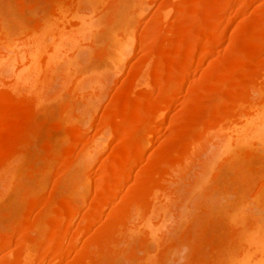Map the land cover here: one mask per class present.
<instances>
[{"label":"bare ground","instance_id":"1","mask_svg":"<svg viewBox=\"0 0 264 264\" xmlns=\"http://www.w3.org/2000/svg\"><path fill=\"white\" fill-rule=\"evenodd\" d=\"M15 1L0 0V264H154L179 234L198 264H264V181L252 189L241 168L258 151L264 160V0H154L139 58L92 134L64 97L67 80L51 90L59 65L94 53L98 27L132 0ZM239 16L247 20L223 47ZM123 51L115 68L127 60ZM210 56L215 67L205 71ZM103 92L98 85L90 97ZM58 96L55 116L48 102ZM54 131L70 140L58 142ZM224 169L250 185L255 209L232 212L248 189L233 175L244 193L231 191L229 212L217 203Z\"/></svg>","mask_w":264,"mask_h":264},{"label":"rangeland","instance_id":"2","mask_svg":"<svg viewBox=\"0 0 264 264\" xmlns=\"http://www.w3.org/2000/svg\"><path fill=\"white\" fill-rule=\"evenodd\" d=\"M11 1H13V0H10V3H11ZM126 1H128V0H126ZM135 1L136 0H132L131 2L129 1L131 4L130 3L128 4V2H127V3H125L124 6L121 7L122 9H124L125 6H127V4L130 5L131 8H129V6H127V8H126L127 10H122L120 8V10H121L120 13L121 14L118 15L117 18H115V21L113 20L114 23L111 21L113 23L111 26H107L111 22L108 20L109 23L107 24L108 21L106 19L105 22H103L98 27V32H99V35H98L99 42L97 44L98 49L94 53H92L90 55L89 54L84 55V52L83 53H80L75 59H72V61L70 63H68L67 65H61V66L59 65V68H58V71L59 72L58 73H59L60 76L56 79V81L54 83V86H53V89L51 90V93L52 94H55L56 91H57V89L60 88L61 82L63 80L64 81L67 80V88H66V92H64V95H65L64 97H69V98L72 99V101L74 100L73 102H76V104L74 103L75 104V107L78 106L79 110H77L73 114L74 115L79 114V117L81 119L76 116V118L78 120L80 119L81 122L86 123V124H89V126L92 125L91 127H88L89 128L88 131L90 132V134H92L94 132V130L96 128L95 126H96V124L98 122L97 120L102 116V112L104 111V109L109 104V101L111 100L112 95L117 90V88L120 85H122L123 82L126 80V75H127L126 74L127 73L126 71L129 72V70L131 69L132 65L139 58V52H140V50H139L140 49V44L139 43L141 41L140 38H142L143 30L146 27V25L149 23V21H151L153 14H155V12L157 11V5H156V2L154 0L153 1H151V0L150 1L149 0H145V1H147V3L146 2L144 3V0L142 1L143 3L138 0L139 2L136 1V2H138L136 4L133 3ZM132 6H133V8H132ZM12 7H13V9H15V8H17V5L16 4H13ZM13 9H12V11H13ZM128 9L129 10L132 9V10L129 11ZM135 10H136V13H138V12H140V13L136 14L135 13ZM122 11L123 12L126 11L125 14H123ZM127 11H129V12H127ZM171 15H170L169 18H170V20H172V22H174L175 21L174 20L175 18H173ZM245 16L244 17L241 16V18L239 16L236 20H234L232 23L229 24L230 26L228 25L229 27L227 26V28L228 29L230 28V29L227 30L226 35L222 39V42H223L222 43V46L223 47H224V45H226L225 43L227 42V38H228V35L230 33V30L232 31V29L234 28V26H236V24L239 21L242 22V20H244V21L247 20V18H245ZM119 40L121 41L120 42L121 44L119 45L120 46L119 52L125 50L126 52L125 51H123V52H125V54H126L125 57L127 58V60L125 62H123L118 68H115L114 67L113 59H114L115 56L116 57L118 56L119 52L118 53H116V52L112 53V56L109 59H104L103 56H104V54L107 51L109 52L110 49L114 50L115 49V43H116V41H119ZM220 49H221L220 52H222L224 48L223 49L220 48ZM212 52H215V51L213 50ZM211 58H212L211 56L209 58H207L208 60L205 61V65L203 64L205 67L202 66V67H204V69L206 68L205 71H208V70L210 71V70L214 69V67H215V64L209 63L211 61L210 60ZM207 63L209 65H207ZM201 72H202V70H201ZM190 78L191 77L188 76L189 81H190ZM188 82L186 83L187 86H188ZM98 85H100V88L101 89L102 88L104 89V92L101 95L100 100H93L90 96H91L92 93H94V92H96L98 90ZM184 89L187 90L186 87ZM154 91H155V89H154ZM87 94H90L89 97H86ZM17 98L19 99L21 97L20 96H17L16 99ZM61 99H62V97L60 98V96H58V97H56V98H54V99H52L51 101L48 102V104L51 102L50 105H51V107L53 106L52 109H53V112H54L53 114L55 116H59L60 115V113H59L60 112V109L59 108L61 107V105L59 106V102L61 101ZM54 109L55 110L58 109L59 111L57 110V112H56V111H54ZM82 111H83V113H82ZM76 121L77 120L73 121V122H75L74 124L75 125L76 124H79V122L77 121L78 122L77 123ZM83 123H80V125H83ZM84 126H85V124H84ZM165 130L166 129H164V132H165ZM169 130H171V129H169ZM167 131H168V129H167ZM54 132H56V131H54ZM95 132H96V130H95ZM55 134H56L55 136L58 135L55 138L57 139V141L59 140L61 143L70 140V136L67 133H64V134L61 133L60 134L59 132H56ZM164 134L166 135V133H162V135H164ZM154 144L156 145L157 142H154L153 141V143L150 144L151 146L148 147V149H149L148 150V153L150 152V150H153V148L156 147ZM153 146H155V147H153ZM108 150H109V148H108ZM260 153L261 152L258 151L257 153L250 154L249 155L250 157L247 156L249 158L246 157L247 159L243 160L242 161V164H241L242 165L241 168L243 167V168H245L244 171L245 170L247 171L244 176L252 179V181L254 179V182H251L250 185L253 183V185L256 186V187H254L252 185L251 186L249 185L254 190H256V188H259L258 186H260L262 184V182L264 181V160L260 159ZM105 155L106 154L104 153L101 156L97 157L98 159H96V161H94V163L91 165V166H93L91 168L92 171L90 169L89 170L91 171V174L92 175L97 172V168H99V166H100L99 164H101L100 162H102V160L104 159V156ZM230 170L233 171L232 169H230ZM230 170H228V169L225 170L224 169L225 173H224V171L222 173V176L224 174L227 175L226 180L223 179V177H220L221 180L222 179L224 180L223 181V184L225 186H223L220 183L221 181L219 180L220 181L219 182L220 183L219 186L222 185L220 187H223V188H221V190L226 187L227 189L225 188V190H227V191L225 192L224 190H222V191L225 192V194H221L220 192L218 193V191H216L217 193H215V195H214V197L216 196L217 198H219L218 196H220V199L215 198V200L216 201L217 200L218 201L220 200V203L219 204L224 209L226 208L225 206H228L229 202L233 203V200L237 196V195H234L235 192L232 194L231 191L237 190V191L240 192V191H242L241 189L246 186V185H244V183H241V185L243 184L244 187H240L241 188L240 190L237 189V187H239V185H240L238 183L242 182V181H240L241 180L240 179L241 176L240 175H236L235 176L232 172H230ZM91 174H90V176H91ZM226 175H224V178H225ZM231 175L235 176L234 178H236V177L239 178V179H236V181H237L236 183L238 185H237V187L235 189H233V186L235 184V181H234L235 179ZM49 176L50 177H48L46 179V181H44L45 183L44 182L42 183V184L45 185V187H44V185H41V184L39 186L36 185V184L35 185L33 184V186H36L35 187L36 189L35 188L34 189L35 190L41 189L40 192L41 191L43 192V190H45V192H46V190L51 189V187L53 186L54 182L56 181L57 175L54 172H52V174L49 175ZM54 176H56V177H54ZM92 177H94V175L91 176V178ZM238 181H240V182H238ZM91 184H88L87 186H89V187L88 188H85L83 190V193L84 192L86 193V191L88 192V194L86 193V196L88 195L87 197L84 195V197L87 200L88 199L90 200L91 194H92V191H93V186ZM41 186L44 187V188L42 187L43 190H42V188H40ZM62 187H64V186H62ZM89 191H90L91 194L89 193ZM247 191L248 192H251L252 190L249 189V188L248 189H245L246 195L245 194L242 195L243 196V200L245 199L244 200L245 202L240 199L242 201V203L244 202L243 205L240 202L239 198H236V200H235V201H237V199H238V202H240L241 206L238 203V205H239L240 208L237 206V204H231L230 203L232 205V207L235 208V210H233V211L231 210L233 213L234 212L236 213L237 210H238L237 213L239 214L242 209H243L242 211L245 210L247 212L249 210V208L252 209L254 207V206L252 207V205H253L252 202L250 204L251 198H250V200H248L249 197L252 194L249 196L250 193L247 194ZM242 192L244 193V190ZM241 193H239V194H241ZM214 197H212V198H214ZM247 200L249 202H247ZM84 201L85 200L82 201V199H80V203L81 202L84 203ZM218 201H217V203H218ZM246 203H249L252 208L249 207V205L246 204ZM85 204L87 205V203H85ZM85 204L82 205L83 206L82 208H85V206H84ZM245 204H246V206L248 205V209H247V207H245ZM222 207H219L218 208V211ZM232 207L229 208V206H228L229 210L225 209V212H229L230 209H232ZM254 209H255V207H254ZM221 212H222V210H221ZM225 215H227V213ZM220 217H222V216H220ZM226 217L227 216H225L224 219H226ZM221 219H223V217ZM177 239L178 240H176L175 244L173 243V246L171 245L169 247V249H167L168 253H165V255H162V257L160 255L161 258L158 257L157 261L154 262V264H166V262H167V264H185V263L186 264H193V263L194 264H198V259L195 256L194 250L192 248V244L190 243L189 239H187L186 236L185 237L184 236H180V234H179V237H177ZM188 242H189V244H188ZM187 248H189V249H187ZM172 249H174V250H172ZM169 250H170V252H169ZM166 255H168V256H166ZM125 257H127V256H124V259H121V261L123 260V261H126L125 263H128L127 261H129V260L127 258H126L127 259L126 260ZM118 260L120 261V259H118ZM169 260H170V262H169Z\"/></svg>","mask_w":264,"mask_h":264}]
</instances>
